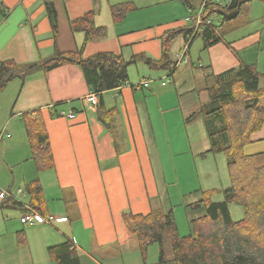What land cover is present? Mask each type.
Segmentation results:
<instances>
[{"label": "crops", "instance_id": "0c3cea01", "mask_svg": "<svg viewBox=\"0 0 264 264\" xmlns=\"http://www.w3.org/2000/svg\"><path fill=\"white\" fill-rule=\"evenodd\" d=\"M46 1L57 10L56 37ZM222 1L218 0L214 14L226 9ZM201 3L0 0V61L31 64L51 58L56 50L77 51L85 35L73 33L70 22L91 11L96 12V26L105 27L107 36L89 42L84 58L111 53L126 61L140 56L157 61L168 32L194 28L192 17ZM121 4L133 10L116 22L112 7ZM215 30L222 35L219 28ZM201 31L187 41L180 35L173 42V76L139 59L128 69L127 84L99 95V105L114 111L108 124L100 119L98 108L92 110L87 103L92 92L81 68L73 64L35 73L25 82L16 79L0 92V190L8 193L0 203V264H57L48 249L66 242L77 248L81 264H143L137 241L124 224V213L170 212L171 191L178 187L181 200L191 207L203 199V192L231 186L228 161L224 154L210 153L206 120L198 115L207 101L202 67L221 74L238 67L256 70V65L250 55L242 58L224 37L208 50L204 42L196 47ZM185 49L187 60L180 62ZM133 69L138 71L136 76ZM262 78L260 74V82ZM143 80L152 83L138 87ZM33 111H41L48 131L54 159V168L48 171L37 169L26 142L23 116ZM62 112L75 117H60ZM252 140L264 145V126ZM261 153L264 146L256 154ZM35 180L42 186L46 206L45 216L38 213L52 219L24 225L21 220L31 207L26 188ZM182 181L188 184L184 189ZM223 199L221 193L212 198L213 202ZM239 207L230 208L235 221L244 218ZM205 215L204 208H187L189 224Z\"/></svg>", "mask_w": 264, "mask_h": 264}, {"label": "trees", "instance_id": "16d2710c", "mask_svg": "<svg viewBox=\"0 0 264 264\" xmlns=\"http://www.w3.org/2000/svg\"><path fill=\"white\" fill-rule=\"evenodd\" d=\"M183 1L188 3V0ZM45 6L56 37L59 28L57 10L52 2L46 1ZM217 9L211 10L207 17L210 18ZM132 10L133 7L121 4L112 7V15L119 22ZM227 21L224 19V22ZM70 27L73 33L85 35L83 45L75 52L62 53L56 50L51 58L31 64L0 61V92L16 79L25 82L35 73H48L67 64L81 68L89 90L99 95L127 84L128 69L139 59H144L151 69L172 71L173 76L171 46L178 36L184 35L187 41L194 32V28L168 32L162 40V55L157 61L145 56L126 61L122 56L111 53L83 57L89 42L107 36L105 27L96 26L95 11L71 21ZM201 32L205 50L223 39L211 27ZM202 71L206 76L204 90L207 101L198 115L206 120L210 153L224 154L228 161L231 186L221 191L203 192V199L191 208H204L206 215L190 222L187 236L179 234L173 210L165 212L158 209L148 215L124 213V224L137 241L143 264H148V250L156 244L161 247L156 264H264V165H258L256 161L264 153L243 154L246 146L255 143L252 137L264 126V88L260 87V74L253 67H238L221 74L212 73L210 67H202ZM98 112L106 124L114 113L113 110L103 109L101 105L98 106ZM23 123L37 169H53V154L41 111L26 113ZM26 193L30 197L31 207L45 216V199L39 180L28 184ZM218 193L223 195V201L213 202L212 198ZM232 205L243 207L245 213L242 220L232 219ZM210 225L215 227L214 231L211 236H206ZM19 242L24 243L22 233H19ZM48 252L57 264H81L78 250L71 242L50 247Z\"/></svg>", "mask_w": 264, "mask_h": 264}, {"label": "rangeland", "instance_id": "374dc122", "mask_svg": "<svg viewBox=\"0 0 264 264\" xmlns=\"http://www.w3.org/2000/svg\"><path fill=\"white\" fill-rule=\"evenodd\" d=\"M229 3L230 0L222 1L223 7L228 6ZM210 19L214 22L215 27L219 28V30L222 32L224 39L233 45V48H235L238 51V53L242 56V58L245 59V56L250 55L251 57L250 59L253 60L256 65V70L260 74H263L264 73L263 72L264 71V0H253L247 4H244L241 7L240 14L236 18L228 20L227 22H224V18L218 14L212 15ZM193 33L194 36L196 37L200 33V30ZM203 42H204L203 37L199 35L195 40L196 47H201ZM197 52L198 50H195V54ZM196 59L197 58H195V60ZM133 70H134L133 74L136 76L138 74V71L136 69ZM143 77H145V74H143ZM169 79L165 78V80L167 81ZM260 87L264 88V78L261 79ZM22 124L24 127L23 122ZM26 142H28L27 139ZM263 146L264 145L250 144L244 148L243 154L255 155L256 153H260ZM32 161L35 163L34 160ZM256 161L258 165H264V156ZM187 186L188 184L182 181L183 189L186 188ZM180 188L181 187H178L176 192L174 189L171 191L173 195L172 207L175 213L179 234L181 236H187L190 233V228H189L190 224L187 218V208L191 209V207L190 206L186 207L187 203L181 200ZM239 208L244 211V209H242L241 207ZM233 210L235 211L236 209L233 208ZM214 228L215 227L210 225L209 228L206 230V236H211V233L214 231ZM165 245H166V249L168 250V246H169L168 243L166 242ZM160 249L161 247L159 244L152 245L149 248L148 250L149 253L147 258L148 264L158 263L160 257ZM137 256L139 260L140 255ZM129 259L130 257L127 258V260ZM99 261H103L102 258H99Z\"/></svg>", "mask_w": 264, "mask_h": 264}, {"label": "built area", "instance_id": "2783aa9c", "mask_svg": "<svg viewBox=\"0 0 264 264\" xmlns=\"http://www.w3.org/2000/svg\"><path fill=\"white\" fill-rule=\"evenodd\" d=\"M218 0H202V3L197 11V13L192 17V22L194 23V32L201 31L205 28H213L215 29L214 22L211 19H208V14L211 10L216 8L218 6ZM187 49H185L184 53L179 57L180 62H184L187 60ZM170 75H172V71L170 72ZM152 82L143 80L141 81L137 86L142 88H148ZM165 85V83H163ZM87 103L89 104L90 108L92 110H96L99 105V94L97 93H90L88 97L86 98ZM60 117H69L70 119H73L75 117L74 114H67L65 112H62L59 114ZM19 192H21L19 190ZM8 196L7 192H3L0 190V203ZM52 219V218H49ZM49 219H44L40 216V214L33 208H28V212L23 216L21 222L22 224H36L39 222L48 221Z\"/></svg>", "mask_w": 264, "mask_h": 264}, {"label": "water", "instance_id": "95a60500", "mask_svg": "<svg viewBox=\"0 0 264 264\" xmlns=\"http://www.w3.org/2000/svg\"><path fill=\"white\" fill-rule=\"evenodd\" d=\"M251 1L253 0H230V3L225 10L219 11V15L227 20L234 19L239 15L241 7Z\"/></svg>", "mask_w": 264, "mask_h": 264}]
</instances>
